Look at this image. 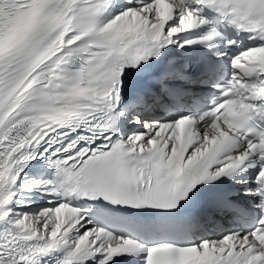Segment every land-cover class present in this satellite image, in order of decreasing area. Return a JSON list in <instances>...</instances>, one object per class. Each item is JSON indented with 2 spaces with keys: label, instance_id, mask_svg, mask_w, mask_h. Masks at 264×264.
Segmentation results:
<instances>
[{
  "label": "snow or ice",
  "instance_id": "snow-or-ice-1",
  "mask_svg": "<svg viewBox=\"0 0 264 264\" xmlns=\"http://www.w3.org/2000/svg\"><path fill=\"white\" fill-rule=\"evenodd\" d=\"M0 264H264V0H0Z\"/></svg>",
  "mask_w": 264,
  "mask_h": 264
}]
</instances>
